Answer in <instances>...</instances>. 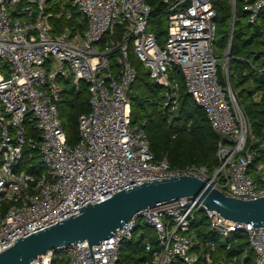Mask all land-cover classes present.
<instances>
[{"label":"built area","instance_id":"2783aa9c","mask_svg":"<svg viewBox=\"0 0 264 264\" xmlns=\"http://www.w3.org/2000/svg\"><path fill=\"white\" fill-rule=\"evenodd\" d=\"M188 1L190 6L185 5ZM243 1L248 22L255 24L264 0ZM50 3L54 0H0V60L7 73L0 69V253L16 239L143 180L194 175L229 196H264V142L255 138L232 87L228 54L223 64L227 88L220 83L212 0H164L169 9L164 47L150 29L152 9L145 0H65L55 13L48 11ZM73 10L87 21L86 28L68 25L57 32L51 20L66 16L71 21ZM119 25L123 31L115 39ZM131 44L150 77L165 87L168 113L179 108V83L170 79L179 67L187 92L223 135L213 175L205 167L176 169L167 158L156 159L145 122H132L129 92L137 71L130 59ZM69 80L76 89L86 82L91 95V109L79 119L80 139L75 146L68 143L59 110L63 82ZM28 122L35 125L39 139L28 137ZM27 144L39 150L44 167L39 174L29 173L22 163ZM253 166L257 180L250 174ZM201 209L212 229L228 240L227 249L236 232L246 234L248 249L215 263V242L201 241L193 230ZM141 222L157 235V248L146 242L151 254L146 264H245L250 250L254 264H264V226L227 220L193 197L144 209L99 244L64 245L30 264H55L58 255L65 264H120L122 245L132 240Z\"/></svg>","mask_w":264,"mask_h":264},{"label":"trees","instance_id":"16d2710c","mask_svg":"<svg viewBox=\"0 0 264 264\" xmlns=\"http://www.w3.org/2000/svg\"><path fill=\"white\" fill-rule=\"evenodd\" d=\"M64 1L54 0L53 4H49L48 11L54 13L61 11ZM145 1L152 9L150 29L156 33L159 45L164 47L168 37V6L164 0ZM232 1L212 0L217 25L214 50L219 55L226 52V57L230 42L232 43L230 81L235 79L236 83L235 85L231 83L232 87L247 114L255 138L262 143L264 142V11L255 24H250L245 2L236 0L234 14ZM79 19L80 14L73 10L71 21L63 16L61 19L54 17L51 22L56 26L57 32H61L68 25L76 27ZM122 31L123 25H119L114 38L119 39ZM105 39H108V36ZM141 63L134 66L137 78L129 92L132 122L134 124L145 122V130L156 159L167 158L172 168L176 169H184L191 165L205 167L209 174L213 175L219 166L217 150L223 135L213 128L204 109L187 92L181 69L176 67L170 74V79L179 83V108L175 113L170 114L165 108V87L151 78ZM0 69L5 75L7 74L6 65L1 60ZM63 85L59 110L68 143L75 146L80 139L79 119L91 109V95L89 85L84 81L80 82L77 89L72 85L71 80L63 82ZM27 135L29 138L39 139V132L32 122L27 123ZM259 143L256 148H259ZM259 160L257 159L255 164ZM22 163L31 174H39L44 170L40 163L38 148L29 144L24 147ZM251 174L255 180L258 179L255 173ZM149 228L151 227L141 222L132 240L122 245L120 264H146L151 259V254L146 250V243L143 244V240L150 234ZM193 230L201 241L215 242V248L212 250L215 263L224 256L233 259L234 256L248 249L247 236L244 232H236L230 240L233 241L232 246L227 249L228 240L225 241L212 229L211 222L203 209L199 210L195 217ZM150 242L154 248H157V235L152 236ZM55 264H65V259L58 255ZM245 264H254L253 251H249Z\"/></svg>","mask_w":264,"mask_h":264},{"label":"water","instance_id":"95a60500","mask_svg":"<svg viewBox=\"0 0 264 264\" xmlns=\"http://www.w3.org/2000/svg\"><path fill=\"white\" fill-rule=\"evenodd\" d=\"M185 5L190 6V1ZM235 8L234 0V14ZM231 55L230 42L229 61ZM187 197L198 198L209 210L217 211L227 220L250 223L254 227L264 226V196L254 199L233 197L201 177L175 175L143 180L142 184L123 189L102 202L86 204L79 208V213L63 221L16 239L12 247L0 253V264H30L52 249L73 243L99 244L117 233L140 211Z\"/></svg>","mask_w":264,"mask_h":264},{"label":"rangeland","instance_id":"374dc122","mask_svg":"<svg viewBox=\"0 0 264 264\" xmlns=\"http://www.w3.org/2000/svg\"><path fill=\"white\" fill-rule=\"evenodd\" d=\"M216 51V50H215ZM216 54H218L217 52H216ZM228 54V53H227ZM219 55V54H218ZM225 55H226V52H223V53H221L220 55H219V64H220V66H219V69H220V73H219V76H220V83L221 84H223V86L225 87V88H227V79H226V76H225V74H224V70H223V64L224 63H226V58L227 57H225ZM130 56H131V61L133 62V64H134V66L136 65V64H138V63H141V60L138 58V56L135 54V51H134V47H133V44H131V46H130ZM142 65H144L143 63H141ZM145 67V66H144ZM50 69V68H49ZM145 69L147 70V68L145 67ZM233 85H235V83H236V81H235V79H233L232 80V82H231ZM64 113H66V112H64ZM250 172L251 173H255L256 174V172H255V167L253 166L252 168H251V170H250ZM250 173V174H251ZM252 175V174H251ZM149 232H150V234H149V236H147V238H145L144 240H143V244H145L148 240H150V238L152 237V236H156V230L153 228V227H151V228H149Z\"/></svg>","mask_w":264,"mask_h":264},{"label":"crops","instance_id":"0c3cea01","mask_svg":"<svg viewBox=\"0 0 264 264\" xmlns=\"http://www.w3.org/2000/svg\"><path fill=\"white\" fill-rule=\"evenodd\" d=\"M86 26H87V21L85 19H83L82 16L80 15L79 23H78V25H76V27H80L81 30H84L86 28Z\"/></svg>","mask_w":264,"mask_h":264}]
</instances>
